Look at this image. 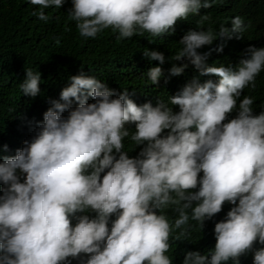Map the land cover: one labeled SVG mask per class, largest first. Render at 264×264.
Wrapping results in <instances>:
<instances>
[{"label": "clouds", "instance_id": "1", "mask_svg": "<svg viewBox=\"0 0 264 264\" xmlns=\"http://www.w3.org/2000/svg\"><path fill=\"white\" fill-rule=\"evenodd\" d=\"M28 3L47 22L44 10L66 0ZM71 4L84 38L111 29L172 42L143 52L141 74L109 57L122 86L70 77L41 105L30 141L0 145L16 152L0 160V264H173L170 234L187 238L190 221L202 229L213 217L214 250L188 251L182 264H240L249 253L264 264V110L253 114L249 93L264 70V13L240 0ZM25 72L19 94L36 100L41 74ZM145 78L163 99L127 87Z\"/></svg>", "mask_w": 264, "mask_h": 264}, {"label": "trees", "instance_id": "2", "mask_svg": "<svg viewBox=\"0 0 264 264\" xmlns=\"http://www.w3.org/2000/svg\"><path fill=\"white\" fill-rule=\"evenodd\" d=\"M240 1L264 13V0ZM71 7V0H66L60 9H45L50 19L44 22L32 15L39 6L29 4L28 0H0V145L5 143L20 149L25 140L30 141L36 131L33 120L39 114L41 105L47 99L59 100L61 90L69 86L70 77L84 74L100 82L104 78L110 85L122 86L119 80L121 73L109 63V57L113 58L118 68L126 71L132 68L141 74L145 66L140 67L139 61H147L143 52L162 50L172 42L171 39L159 40L147 32L121 40L117 39L118 32L111 29L104 30L94 39L84 38L80 36L75 22L67 18ZM233 12L230 9L225 11L226 14ZM260 18L264 20V15ZM57 37L60 38L59 46L55 43ZM25 69L41 74L40 94L36 100L19 94L18 86L26 77ZM106 71L108 74H105ZM256 85L255 90L249 86V93L255 98L253 114L259 115L264 110L261 109L264 107V70L256 77ZM127 87L136 92L146 90L145 96L148 99L165 97V94L152 89L147 78L135 80ZM126 127L135 130V125ZM129 140L125 139L124 142L128 144ZM133 150L132 146H125L130 158L137 155ZM15 154L0 147V160L5 156L14 157ZM166 214L170 219L176 216L170 209ZM221 220L213 217L205 222L202 229L196 222L190 221L188 237L180 240L174 239L180 230L171 233V247L167 255L173 259V264H182L188 251L206 254L214 250V226ZM255 247L259 248L260 245ZM240 264H253V254L240 257Z\"/></svg>", "mask_w": 264, "mask_h": 264}]
</instances>
